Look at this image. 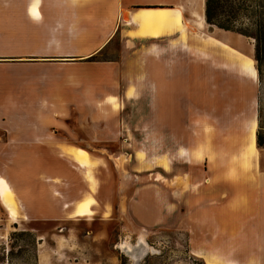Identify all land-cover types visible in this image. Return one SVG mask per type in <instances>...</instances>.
I'll use <instances>...</instances> for the list:
<instances>
[{"label":"rangeland","instance_id":"374dc122","mask_svg":"<svg viewBox=\"0 0 264 264\" xmlns=\"http://www.w3.org/2000/svg\"><path fill=\"white\" fill-rule=\"evenodd\" d=\"M178 2L186 24L176 10L161 47L152 39L124 47L116 35L88 60L42 57V28L22 22L23 13L0 23L11 26L0 27V177L16 184L19 209L17 184L31 195L42 189V220L20 210L26 219L0 243V264H37L34 229L44 264H264V63L260 73L253 38L202 22L203 0ZM28 3L0 0V15ZM34 4L41 11L42 0H30V16ZM231 53L252 59L256 80L228 64ZM155 71L164 81L184 72L180 85L186 72L198 77L192 92L168 93L154 85ZM38 137L46 145L19 144ZM245 138L243 153L258 152L249 167L234 156ZM206 145L211 160L182 155ZM67 147L87 150L91 161L82 166ZM90 197L94 216H75Z\"/></svg>","mask_w":264,"mask_h":264},{"label":"crops","instance_id":"0c3cea01","mask_svg":"<svg viewBox=\"0 0 264 264\" xmlns=\"http://www.w3.org/2000/svg\"><path fill=\"white\" fill-rule=\"evenodd\" d=\"M29 3L21 9V12L12 11L10 13L8 12L7 15H0V23L14 22L15 18L18 17L16 13H23L22 22L28 24L37 22L39 23V27L42 28V53H45L42 57H47L52 54L64 60L91 59L101 53L116 35L124 39V47H127V43L131 40L138 43L140 41L145 42L147 39H152L154 41L153 45L155 44L161 47L164 41L169 40L173 36L172 33L175 28V11H183V21L186 20V12L188 11L178 0H173V2L170 3L166 1L152 2V0H147L144 4L140 0H42V19L36 21L28 14ZM3 12L6 11L4 10ZM145 17H151L155 20H143ZM0 27L11 26L8 24H0ZM186 74L188 81H185L182 85L179 84V79L185 76L182 71L173 74L172 79H170L171 74L168 72L165 74L167 76L166 81L161 79V77L164 76L161 71H155L152 73V76L156 77L157 81L154 85L163 89L165 87L164 90L168 93L174 92L176 87L181 88L180 91L182 92H192L194 83L192 84L190 77H198V72L195 71L193 74L186 72ZM175 77L178 78L175 79ZM111 93H106L105 96ZM256 118V116L252 117L248 123L246 129L247 137L251 136L254 126L256 124L258 126ZM246 139L247 138H245V142L242 143L239 151L234 154V156L240 158L238 160L242 163L243 167H249L252 164L251 161L258 159V152L253 155L254 158H248L247 154L243 153L245 150L248 152V142ZM19 144L21 146L42 147L46 145V142L44 139L38 137L33 141L20 142ZM80 149L82 148H66L75 160H77L76 157ZM211 150L212 149H210L208 145H206V147L199 146L198 152L195 154L184 151L182 155H188L189 160L187 161L189 163H193L195 159L200 161L210 158L211 160L213 158L210 152ZM88 154L91 161V155L89 152ZM7 182L11 188L7 203L15 209L19 215L22 209V217H24L25 213L30 218L33 216L34 220H42V189L37 195H31L32 193H28V189L17 184L18 187L16 188L21 189V199L19 197L18 203L20 206H23L19 209L15 197L12 194L14 193L13 188L16 184L10 181ZM41 183L42 182H40V186L42 188ZM53 185L52 188L59 189L56 182L53 183ZM93 202L94 198L90 197L87 201L77 203L75 209H73V214L80 217L78 213L79 205L84 203L92 208L91 204ZM0 205L7 213L4 219L0 212V243L6 244L11 234L10 229H13L16 224L19 227L23 226V221L26 218L13 220L4 201L0 202ZM67 206L68 205H65L64 208H67ZM22 230L26 231L25 229ZM31 231L37 238L38 243L37 264H42V231L38 229ZM59 243L60 240L57 239L56 252L59 251ZM59 253L63 258L65 253Z\"/></svg>","mask_w":264,"mask_h":264},{"label":"trees","instance_id":"16d2710c","mask_svg":"<svg viewBox=\"0 0 264 264\" xmlns=\"http://www.w3.org/2000/svg\"><path fill=\"white\" fill-rule=\"evenodd\" d=\"M208 24L255 40L258 70L264 63V0H205ZM257 144L264 148V116L260 108ZM18 228V225H15Z\"/></svg>","mask_w":264,"mask_h":264},{"label":"bare ground","instance_id":"6f19581e","mask_svg":"<svg viewBox=\"0 0 264 264\" xmlns=\"http://www.w3.org/2000/svg\"><path fill=\"white\" fill-rule=\"evenodd\" d=\"M204 10L205 8H204V0H203L202 14L200 15L201 16L200 18L202 19L203 23L208 24L205 18ZM30 14L34 19L42 18L41 11L39 10V7L35 4L31 7ZM223 31L229 33L228 31L225 30ZM212 42L218 45L222 44L221 41L215 38H213ZM225 58L230 66L235 65L240 70L241 73L249 75L250 77L256 80V70L253 68L252 59L248 57H242L241 59L238 60V58L235 57L233 53L225 55ZM253 141L255 144V132L253 133ZM76 158L82 166H85L87 163L90 162L89 154L84 149H80L78 151V156ZM10 192H11V188L7 180L5 178L0 177V193L2 195L4 204L6 208L9 210L11 214V218L13 220H17L19 218V213L7 203ZM79 206L80 207L78 213L80 217H89L92 215L94 216V209L90 208L87 204L81 203ZM42 264H44L43 261Z\"/></svg>","mask_w":264,"mask_h":264}]
</instances>
